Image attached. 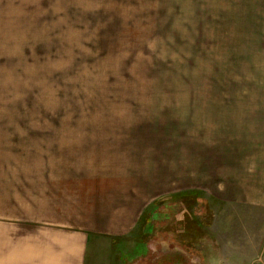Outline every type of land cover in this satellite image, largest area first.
<instances>
[{
  "label": "crops",
  "instance_id": "obj_1",
  "mask_svg": "<svg viewBox=\"0 0 264 264\" xmlns=\"http://www.w3.org/2000/svg\"><path fill=\"white\" fill-rule=\"evenodd\" d=\"M237 3L214 84L180 114L0 117V264H158L143 240L133 262L113 255L166 194L264 213V0ZM191 222L178 226L195 234ZM175 251L210 264L194 246ZM252 252L264 258V242Z\"/></svg>",
  "mask_w": 264,
  "mask_h": 264
},
{
  "label": "rangeland",
  "instance_id": "obj_2",
  "mask_svg": "<svg viewBox=\"0 0 264 264\" xmlns=\"http://www.w3.org/2000/svg\"><path fill=\"white\" fill-rule=\"evenodd\" d=\"M237 1L0 0V117L180 114L214 82L220 31L241 10ZM201 194L162 196L146 214L151 222L117 240L114 261L133 262L142 240L158 264H187L179 247L194 246L196 259L210 264L261 256L252 248L264 242V213L198 201ZM188 220L200 235L179 228Z\"/></svg>",
  "mask_w": 264,
  "mask_h": 264
},
{
  "label": "trees",
  "instance_id": "obj_3",
  "mask_svg": "<svg viewBox=\"0 0 264 264\" xmlns=\"http://www.w3.org/2000/svg\"><path fill=\"white\" fill-rule=\"evenodd\" d=\"M186 196V195H185ZM189 197L187 196L185 199H188ZM166 200L165 199H159L156 203H153V205H151L147 210L146 212L143 214V217H142V220L144 221H148V222H151V217L152 216H148L146 215L147 213H149L151 210H153L154 208V211H156ZM141 220V221H142ZM188 225V228H192V222H189L187 223ZM187 226H185V228H187ZM194 230H195V235L198 236L200 235V230L198 229V227L194 224Z\"/></svg>",
  "mask_w": 264,
  "mask_h": 264
},
{
  "label": "built area",
  "instance_id": "obj_4",
  "mask_svg": "<svg viewBox=\"0 0 264 264\" xmlns=\"http://www.w3.org/2000/svg\"><path fill=\"white\" fill-rule=\"evenodd\" d=\"M250 264H264V258L259 257V258L255 259L254 261H252Z\"/></svg>",
  "mask_w": 264,
  "mask_h": 264
},
{
  "label": "clouds",
  "instance_id": "obj_5",
  "mask_svg": "<svg viewBox=\"0 0 264 264\" xmlns=\"http://www.w3.org/2000/svg\"><path fill=\"white\" fill-rule=\"evenodd\" d=\"M76 35H77L76 32H71V33H69V37H70V39L73 38V37H75ZM18 51H19V49L16 50V52H18ZM13 54H15V52H14ZM69 55H70V53H69ZM0 87H3V83H2V81H0Z\"/></svg>",
  "mask_w": 264,
  "mask_h": 264
},
{
  "label": "flooded vegetation",
  "instance_id": "obj_6",
  "mask_svg": "<svg viewBox=\"0 0 264 264\" xmlns=\"http://www.w3.org/2000/svg\"><path fill=\"white\" fill-rule=\"evenodd\" d=\"M187 264H191V263H189V262H186Z\"/></svg>",
  "mask_w": 264,
  "mask_h": 264
}]
</instances>
